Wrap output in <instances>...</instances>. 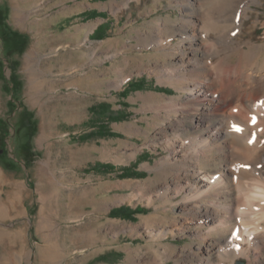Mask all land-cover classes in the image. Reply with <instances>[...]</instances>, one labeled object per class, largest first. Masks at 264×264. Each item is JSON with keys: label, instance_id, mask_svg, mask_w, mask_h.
Instances as JSON below:
<instances>
[{"label": "rangeland", "instance_id": "374dc122", "mask_svg": "<svg viewBox=\"0 0 264 264\" xmlns=\"http://www.w3.org/2000/svg\"><path fill=\"white\" fill-rule=\"evenodd\" d=\"M251 7L242 47L220 49L232 54L229 65L260 72L264 0ZM183 15L177 0H0V264H220L221 233L204 237L185 191L176 194L195 178L169 143L207 135L193 128L195 115L215 90V73L167 80L185 59L176 49ZM217 58L204 63L213 70ZM195 81L204 86L198 99L189 93ZM172 101L184 110L171 111ZM225 154L202 156L203 170L221 171ZM126 166L144 174L122 176ZM235 196L230 189L221 201ZM137 207L144 212L123 215Z\"/></svg>", "mask_w": 264, "mask_h": 264}, {"label": "bare ground", "instance_id": "6f19581e", "mask_svg": "<svg viewBox=\"0 0 264 264\" xmlns=\"http://www.w3.org/2000/svg\"><path fill=\"white\" fill-rule=\"evenodd\" d=\"M177 1L185 15L178 23L181 40L176 49L185 59L181 66L170 71L174 77L167 80L182 84L189 76L198 79L201 74L209 76L215 73L212 82L215 90L209 98L208 107L195 115L198 126L193 128L201 127L207 130V135L196 132L190 135L188 141L176 139L169 143L173 158H180L187 167L193 168L192 171L184 168L185 175L191 174L195 178V181L189 182L190 186L187 182L178 184L176 194L185 191L183 206L203 227L204 237L218 231L221 233V239L213 245L220 264H233L236 258L242 256L248 257V264H259L264 256V91L254 90L264 87V71H248L240 66V62L229 65L232 54L220 49L223 41H229L230 47L234 46V54L242 47L239 43L244 20L249 16L251 3L255 0ZM165 24L166 29L176 28ZM241 52L248 60L254 57L253 50L243 49ZM199 53H203L202 58ZM213 55L218 58L211 70L204 62ZM186 64L193 68L187 73H179ZM203 87L202 82L195 81L189 88L190 96L198 99L204 93ZM214 104H218L217 108L213 107ZM187 105L191 109L190 101ZM168 106L178 113L184 110V106L173 101ZM243 117L253 121L254 127H247ZM217 118L220 120L214 122ZM173 123L177 127L183 121L177 118ZM214 151L226 153L227 163L221 171L210 174L203 170L201 160L202 156L209 160ZM232 154L241 158H234ZM218 188L221 191H217ZM230 189L236 194L233 202H222L223 197L229 201Z\"/></svg>", "mask_w": 264, "mask_h": 264}, {"label": "trees", "instance_id": "16d2710c", "mask_svg": "<svg viewBox=\"0 0 264 264\" xmlns=\"http://www.w3.org/2000/svg\"><path fill=\"white\" fill-rule=\"evenodd\" d=\"M107 29H109V27L107 26L106 27ZM97 32L99 31L98 29L96 30ZM95 34H97L96 32H95ZM2 77V75H0V78ZM143 80H138V82L140 83V82H142ZM26 113H28V112H26ZM27 119H30V118H27ZM135 167H132V166H129V167H126L124 170H123V172H122V176H140V175H143L144 173L143 172H140V171H137V170H135L134 169ZM117 209H114V210H112V214L113 213H116L117 211H116ZM144 210H145V208L144 207H137V208H135V209H130V210H127L126 212H124V216L126 217V218H134L135 217V214L136 213H140V212H144Z\"/></svg>", "mask_w": 264, "mask_h": 264}, {"label": "crops", "instance_id": "0c3cea01", "mask_svg": "<svg viewBox=\"0 0 264 264\" xmlns=\"http://www.w3.org/2000/svg\"><path fill=\"white\" fill-rule=\"evenodd\" d=\"M102 162H109L110 160L109 159H100ZM114 164V163H113ZM126 167H129V166H126ZM125 167V168H126Z\"/></svg>", "mask_w": 264, "mask_h": 264}, {"label": "water", "instance_id": "95a60500", "mask_svg": "<svg viewBox=\"0 0 264 264\" xmlns=\"http://www.w3.org/2000/svg\"><path fill=\"white\" fill-rule=\"evenodd\" d=\"M238 264H243V261H240Z\"/></svg>", "mask_w": 264, "mask_h": 264}]
</instances>
